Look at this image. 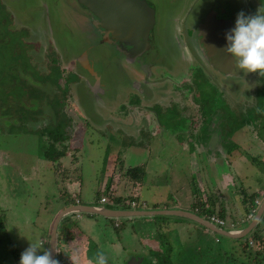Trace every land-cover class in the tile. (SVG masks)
<instances>
[{"label": "crops", "instance_id": "0c3cea01", "mask_svg": "<svg viewBox=\"0 0 264 264\" xmlns=\"http://www.w3.org/2000/svg\"><path fill=\"white\" fill-rule=\"evenodd\" d=\"M242 124L223 133L222 139L213 144V134L204 139L196 136L195 139L188 132H183L179 139L170 133L177 143L171 152L174 153L173 159L166 149L167 139L159 143L163 147L161 145L154 148L152 143H146L139 149H133L128 152V156L123 155L126 161L122 158L121 166L124 172L132 167L142 170H137L135 175H128L126 179L123 169V178L114 177L115 170L112 166L116 154H108L101 189L108 187L110 192L114 191L116 199L129 197L145 201V207L103 204L99 202V191H96V195L85 193L81 163L72 165L68 162L60 173L63 176H58L59 173L52 170L53 164L47 160L33 165L30 175L21 170L20 176L29 180L36 178L38 183H42V172L53 171L60 182H57L59 186L65 179L70 185L60 186L58 197L63 199L54 205L50 204V195L45 191L35 213L24 211V207L21 208V214L16 212L13 203L18 199L17 195L7 198L6 203L0 202L5 213L3 245L8 250H17V257L15 254L10 257V254L2 252L4 255L6 253L7 258L5 260L0 254V264H18L20 253L35 238L36 241L43 242V250H48L54 224L61 214L57 228V264H96L97 253L105 256L107 264H119L118 261L121 260L123 264H145L148 256L150 264H160L163 256L167 255L171 257L173 264H204L203 258L213 250L210 242L214 239L219 242V234L208 231L189 218L167 214L166 210L197 213L194 208L200 206L197 203L199 200L204 209L197 214L205 218V214L214 212L228 221H237L254 206L257 214L264 204V109L260 113L246 114ZM146 149L153 151L154 155L148 156L144 153ZM119 158L121 155L117 156V160ZM96 159L93 156L86 162H91L93 167ZM95 180L97 184L99 179ZM94 182L92 181L93 188L96 190ZM8 185L5 196L6 193L9 195V191H16L14 186ZM71 187L72 192L69 189ZM251 194H255L254 197L250 198ZM21 195L19 194L18 201L21 202L20 205L25 202V196ZM257 199L260 200L259 204L256 203ZM3 200L1 197V201ZM83 205L107 207L118 210L119 214L107 217L86 210L87 207ZM252 220L241 223L236 228L226 229H243ZM12 230L20 239L15 238ZM255 230L264 244V218ZM252 234L253 232L248 237H252ZM120 252L124 255L119 257Z\"/></svg>", "mask_w": 264, "mask_h": 264}, {"label": "flooded vegetation", "instance_id": "af4514ba", "mask_svg": "<svg viewBox=\"0 0 264 264\" xmlns=\"http://www.w3.org/2000/svg\"><path fill=\"white\" fill-rule=\"evenodd\" d=\"M147 1L150 3V11L146 14L148 26L145 31L150 34L153 43L156 15L151 8L152 2ZM241 1L246 11L245 15L256 14L257 9L264 12V0ZM201 4L202 1L198 4L199 9ZM226 6L227 4L222 3L221 0H213L203 14L201 11L198 12L201 13L196 23L185 19V14L176 15L172 44H177L175 57L178 60L177 65L172 61L161 64L157 61L158 57L153 61L150 54L155 49L154 43L152 45L147 43L148 47H141L144 48L143 55L138 57L135 54L125 53L119 46L109 44L123 57L120 62L128 63L126 77L130 87L125 96L128 100L122 101L119 106L121 113H113L114 118L112 116L105 120L104 116L99 118V129L106 127L112 133L114 128H118L116 124L120 122L128 126L129 122L136 124L138 120H142L144 124L141 127L145 131L151 126L155 127L158 136L163 133L162 130L167 131L163 128L167 127L163 125V118L168 117V128L173 135L182 137L183 132H188L193 138L199 136L204 139L207 135L213 134V144L218 138L222 139L223 133L231 130L230 126L233 129L243 125L242 120L246 114L260 113L264 109V76L259 75L258 72L245 73L242 69L236 68L234 58L225 51L227 47L225 33L234 26L236 15L240 11L239 7L234 6L233 15H227ZM4 7V0H0V134L6 137L9 134L6 127L4 129L1 124V120L4 119L11 127L16 125L23 132L33 133L39 147L48 144L49 149L53 148L54 153L44 152L40 147L41 156L45 154V159L51 164L57 163L66 167L69 162L72 165L81 163L83 166V163L93 156L97 157L98 151L94 149L95 141L91 140L89 143L85 141L89 132V123L93 122L94 117L87 110L78 112L77 106L73 105V89L76 87L73 85L81 81L75 62L65 64L54 55L47 58L44 63L36 62L32 53L33 48L25 41L23 34L18 36L13 31H5L9 14L7 15ZM99 34L101 37V31ZM138 34V37L143 39L145 33L138 30ZM13 43L16 46L25 43L28 44V48L25 51L24 47L13 50L4 48ZM131 45L134 47V42L133 44L131 42ZM20 51L24 52L20 53ZM9 52H11L10 57L7 55ZM130 65L132 69L129 71ZM231 78L240 83L241 87L254 84L256 89L248 97L245 96L249 92L234 96L236 99L245 97L243 100L234 101L232 93L226 94L227 85L232 82ZM118 80L124 79L121 77ZM51 85H54L55 89L59 88L60 94L55 93ZM250 99L252 101L248 103ZM29 101L32 102H30L32 107L34 106L33 110L23 107L25 102L29 103ZM233 107L238 109L236 113H242L238 116L241 120L240 123L237 121L238 124H229L231 121L235 122L233 118L236 117V113L232 116L230 110ZM227 119L230 121L228 122ZM187 127L189 129L185 130ZM92 128L97 130L95 127ZM143 133L144 131L135 130L134 133L129 134L131 138L129 143L124 145L126 142L124 139L122 146L118 147L112 166L115 170L114 177L123 178L125 173L124 179H126L128 175H135L139 169L132 167L124 172L121 165L122 158L126 161V157L119 148L123 147L129 152L151 143L142 136ZM119 142L121 143L120 139ZM86 147L89 149L88 153L85 151ZM110 149L112 151L111 146ZM3 150L4 148L0 147L2 177L5 175L4 164L8 166L9 162L7 152ZM118 155H121L119 160H117ZM59 176L63 175L59 173ZM0 220L2 222L0 232L5 233V213L1 207ZM0 254L4 255L2 252ZM12 254L17 257V250L13 249ZM219 263L227 264V261L222 260ZM204 264H214V262L210 263L208 260Z\"/></svg>", "mask_w": 264, "mask_h": 264}, {"label": "rangeland", "instance_id": "374dc122", "mask_svg": "<svg viewBox=\"0 0 264 264\" xmlns=\"http://www.w3.org/2000/svg\"><path fill=\"white\" fill-rule=\"evenodd\" d=\"M150 1L152 2L151 8L156 15V17L154 16L156 24L154 27L155 37L153 41L155 49L150 54V57H158L157 61L161 64L172 61V63L177 65L178 60L175 58L177 54V44H172V35L176 26V15L178 14L179 16L185 14V19L187 18L191 23H196L200 18L198 17L200 13L202 12L203 14L210 3H213V0ZM201 1L203 4H201L199 9L198 4ZM221 2L227 4L225 10V14L227 15H233L234 11L232 8L234 6L239 7L240 11L246 13L241 0H221ZM4 6L7 15L9 14L5 31H13L18 36L23 34L25 41H27L28 44L31 45L30 47L33 48L32 53H34L33 56L36 62L44 63V61L47 58H51L52 55L59 58V60H63L65 64L73 61L75 62L77 73L81 76V81H77V83L73 85V87L76 86L73 89V105L77 106L76 109L78 112L87 110L90 115L94 117L93 122L89 123V132L86 135L85 141L86 143L91 142V140L95 141L94 149L96 148L98 151V156L95 163H93V167L90 164L91 162L83 163L82 180H84L83 188L85 193L87 192L89 195H96V191H99V195L101 194L108 153L112 152L111 154H117L118 147L122 146L124 139H126L124 145L129 143L131 140L129 134L134 133L135 130L141 132L144 131L142 136L147 138L148 141L152 140L151 143L154 148L160 147L162 144L159 143L163 139H167L166 149H168L170 153L174 151L177 143L174 141V136L170 134L171 131L169 130V125L167 123L169 121L167 119L168 117L163 118V125L167 126L163 128L167 129V131L160 129L163 133L158 136H156V129L153 126L145 131L143 127H141V125L144 124L142 120H138L136 124L129 122L128 126H125L120 122L119 124H116V127L118 128L113 129V134L110 133L106 127H101L99 129V118L102 116H104V120L108 119L109 116L114 118V114L121 113L119 110L121 102L128 100V98L125 97L130 87V83L126 77L128 74V63H121L120 61H122L123 57L120 53L115 52L109 44L100 42L98 37L91 34L95 31L85 23L88 15L85 14V11L81 9L75 0H4ZM199 11L201 12L198 13ZM28 44L22 43V45H17V47L16 44L13 43L4 48L13 50L24 47L25 51L28 48ZM24 51H20V53H23ZM10 54L11 52L7 53L9 57ZM131 69L132 67L130 65L129 71ZM121 77L124 79L123 81L118 80V78ZM233 79L234 78H231V84L227 85L226 94L231 95L232 93L234 101L245 99V97L250 96L256 89L254 84H250L248 87H245V85L241 87V84L237 81H233ZM51 87L55 93L60 94L59 88L55 89L54 85H51ZM47 88H45V90H48ZM247 92H249L248 95L243 97V99L234 98V96L244 95ZM115 99L117 100L112 102V100ZM212 100L214 101V99ZM251 101L252 100L250 99L248 103ZM30 102L31 101H29V103L25 102L23 107L28 110H33L34 106L32 107V102ZM51 108L52 106H50V109ZM230 110L231 113H233L232 116H234L238 109L233 107ZM238 113L240 112H237L236 114ZM227 120L228 122L230 121V119ZM233 121L235 122L231 121L229 124H238L241 120H239L238 115H236V117L233 118ZM237 121L239 122L237 123ZM5 122L4 119L1 120L2 126L4 129L6 127L7 133L9 134L7 137L4 134H0V147L4 148V152H7V159L9 162L8 166L4 164L5 175L2 177V174H0V177H2V183L0 184L2 185L0 187V202L6 203L8 201L7 198H13L17 195L18 199L13 203V206L16 207V212H20L21 208L24 207V211L26 210L27 212L31 211L35 213L38 210L40 200L44 197L45 191H48V195L51 196H49V198H51V205H54L58 200L63 199L62 197H58V193L61 192L60 186H69L70 183H67L68 181L65 179V181L59 186L58 183L60 182L57 181L53 171L41 173L42 183H38L36 178L29 180L26 179L25 176L19 175L21 170L25 171L26 175H30L32 173L31 167L33 165H37L40 161L46 160V155L44 153V155L41 156L42 153L40 147L44 149V152H52L53 148L49 149L48 144L39 147L33 133L30 131L23 132L17 128L18 126L14 125L11 127L9 122ZM91 126L95 127L97 130L93 129ZM188 129L189 127L185 128V130ZM229 129H232L231 126ZM99 130L101 131L100 133ZM119 139L121 140V143L119 142ZM110 146L112 147V151ZM149 149H146L144 153H147L148 156L151 155L152 157L154 152ZM85 151L86 153L89 152L88 147L85 148ZM119 151H121L122 155H129L128 149L122 147L119 148ZM171 155L170 158L173 159L174 153H171ZM62 168V166L56 163L53 164L52 170L61 173ZM95 178L99 179L97 184ZM85 179L89 181L86 182ZM92 181H95L94 183L97 186L96 190L93 188ZM8 184L14 186L16 191H9V195L6 193L5 196V188ZM69 189L72 192V187ZM19 194L20 196H22L21 194L25 196V202H23L22 205H20L21 202H18L20 201ZM1 197L4 199L3 201H1ZM14 212L15 211H13V214ZM21 213L22 212L19 214ZM11 232L16 239H20L14 230ZM218 236L219 242L215 241V239L212 240L210 246L213 250L206 254L210 263L214 262V264H218L220 261L224 260L227 261V264H264V254H259L258 252L262 249L259 245L260 242H256L252 246L250 244L249 246H244V243L237 239L235 240L223 235ZM33 241H36V238L33 239ZM4 242L5 234L0 232V248H2L0 253L6 252L11 255L13 249L10 248V250H8L9 248L3 245ZM40 243L42 245V251L45 247L43 242ZM147 252L149 253L148 250ZM118 254H120L119 257L124 255L123 252ZM3 256L6 260L7 257L5 255ZM0 261H2V258ZM118 262L119 264H123L122 260ZM150 262L151 259L150 256H148L144 263L150 264Z\"/></svg>", "mask_w": 264, "mask_h": 264}, {"label": "water", "instance_id": "95a60500", "mask_svg": "<svg viewBox=\"0 0 264 264\" xmlns=\"http://www.w3.org/2000/svg\"><path fill=\"white\" fill-rule=\"evenodd\" d=\"M81 7L85 14L88 15L85 23L95 31L91 33L99 39L100 42H108L119 46L127 54H135L136 57L143 55L142 50L152 45L150 34L145 31L147 24V12L150 11V3L147 0H75ZM138 30L143 31V39L138 37ZM101 31V37H100ZM131 42L134 47L131 45ZM148 43V44H147ZM129 47V48H127ZM146 50V49H145ZM154 61V58L151 57ZM219 140V138L217 139ZM86 210L101 214L107 217L119 214L118 210L109 209L107 207H100L98 205L87 206L83 205ZM81 209V208H80ZM167 214H174L189 218L204 226L208 231L230 237L232 239L242 240L254 232L259 222L264 218V204L259 208L254 219L247 224V226L240 230H230L221 228L214 223L210 222L205 217L197 213L185 210H166ZM121 212V211H120ZM148 211H145L147 213ZM151 212V211H150ZM154 212V211H153ZM163 212V211H161ZM165 213V212H163ZM161 214V213H160ZM57 218L54 224V230L51 233L49 248L51 258L56 260L57 255V228L59 225L60 217ZM137 259V257H136Z\"/></svg>", "mask_w": 264, "mask_h": 264}, {"label": "clouds", "instance_id": "9594fccd", "mask_svg": "<svg viewBox=\"0 0 264 264\" xmlns=\"http://www.w3.org/2000/svg\"><path fill=\"white\" fill-rule=\"evenodd\" d=\"M229 53L235 67L245 73L258 72L264 76V12L257 9L256 14L245 15L238 12L234 26L225 33ZM39 241H31L19 256L18 264H57L48 250L41 251ZM96 264H107L105 256L97 253Z\"/></svg>", "mask_w": 264, "mask_h": 264}, {"label": "built area", "instance_id": "2783aa9c", "mask_svg": "<svg viewBox=\"0 0 264 264\" xmlns=\"http://www.w3.org/2000/svg\"><path fill=\"white\" fill-rule=\"evenodd\" d=\"M105 188V187H104ZM102 189L100 198H99V202L103 203V204H110L112 206H116V207H120V206H131L132 208H136L138 206H146V202L145 201H139L135 198H129V197H124V198H120V199H116L113 195V192H110L109 189ZM76 201L79 203L80 200L77 198ZM256 203L259 204L260 200L257 199ZM195 211L197 213H201L203 211L204 208H202V206H196ZM256 214V209L253 208L251 209L244 217L240 218L237 221H228L227 219L221 217L219 214L214 213V212H209L208 214H205L206 219H208L210 222L214 223L215 225L221 227V228H236L238 227V225H240L241 223L244 224L247 221L252 220L255 217ZM248 243L252 246L256 243V241L253 239V237H248L247 238Z\"/></svg>", "mask_w": 264, "mask_h": 264}, {"label": "trees", "instance_id": "16d2710c", "mask_svg": "<svg viewBox=\"0 0 264 264\" xmlns=\"http://www.w3.org/2000/svg\"><path fill=\"white\" fill-rule=\"evenodd\" d=\"M139 171L140 170H142L141 168H139L138 169ZM254 195L255 194H251V196H250V198H252V197H254ZM200 206H202V204L200 203V201L198 200V202H197ZM203 207V206H202ZM255 207V206H254ZM254 207H252L251 209H253ZM250 209V210H251ZM2 224V222H1V220H0V225ZM0 227H2V226H0ZM3 228H4V226H3ZM68 233V232H67ZM69 235V234H68ZM67 235V236H68ZM69 237V236H68ZM252 237H253V239L256 241V240H259V242H260V244L259 245H262V249L261 250H259L258 252H259V254H264V244H263V242H262V239H261V237H259V235H258V232H256V230L253 232V234H252ZM238 241H240V242H242V243H244V246H249V243H248V240L246 239V242L244 241V240H238ZM257 242V241H256ZM206 261H208V259H207V255H205V258H203V262H206ZM160 264H173V261H172V259H171V257L169 256V255H167V256H163V258H162V260H161V263Z\"/></svg>", "mask_w": 264, "mask_h": 264}]
</instances>
